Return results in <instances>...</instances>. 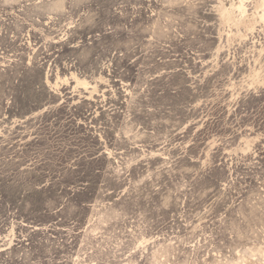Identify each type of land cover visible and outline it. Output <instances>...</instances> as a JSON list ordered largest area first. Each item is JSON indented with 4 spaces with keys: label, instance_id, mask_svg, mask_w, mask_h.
Wrapping results in <instances>:
<instances>
[{
    "label": "rangeland",
    "instance_id": "374dc122",
    "mask_svg": "<svg viewBox=\"0 0 264 264\" xmlns=\"http://www.w3.org/2000/svg\"><path fill=\"white\" fill-rule=\"evenodd\" d=\"M0 264H264V0H0Z\"/></svg>",
    "mask_w": 264,
    "mask_h": 264
}]
</instances>
